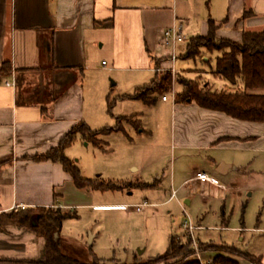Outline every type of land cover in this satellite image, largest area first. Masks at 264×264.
<instances>
[{"label": "crops", "instance_id": "obj_1", "mask_svg": "<svg viewBox=\"0 0 264 264\" xmlns=\"http://www.w3.org/2000/svg\"><path fill=\"white\" fill-rule=\"evenodd\" d=\"M177 1L180 0H0V67L4 63L12 66L11 75L0 79V161H4L0 166V264H40L45 260L46 241L35 221L14 220L15 215L20 217L29 211V215H35L37 210L47 209L75 215L79 210L121 206L98 204L97 192L78 188L62 164L34 158L58 149L77 125L85 124L96 132L108 128L94 124L99 120L107 122L101 118L107 105L101 97L107 93L109 80L114 86L123 87V91H137L142 88L141 75L147 71L155 77L162 70L178 75L176 59L168 52L170 47L175 50L177 44L166 45L164 38L165 31L173 26L182 25L183 31L190 26L187 19H179ZM193 2L186 0L191 7ZM226 5L227 22L218 30L219 38L239 42L244 32L264 30V0H226ZM246 11L251 15L242 19ZM208 23L209 20H203L201 28H195L201 34L198 36L208 33ZM103 51L109 54L110 66L105 61L101 66L94 63ZM95 86L97 95L93 93ZM179 91L175 85L171 107L175 148L209 154L224 144L259 139L257 127H264L263 124L239 121L201 108L196 102L177 103ZM130 96H119L118 103L145 107L142 101L129 99ZM157 103L165 105L169 99L163 101V96L158 97ZM139 114L125 117H134L136 125L129 124L146 133L141 129ZM120 116L112 121L115 119L119 125L125 118ZM154 131L155 127L148 133ZM77 137L64 150L69 159ZM206 161L207 169L214 170L216 176L205 170L196 171L181 183L180 191L172 187L165 200L157 194L159 203L144 202L148 206L142 211L168 204L191 183L196 184L197 191L224 198L233 187L221 180L229 181L226 177L232 171L241 173L244 169L221 157H208ZM198 172L207 174L212 182L197 180ZM180 177V172L172 174V186ZM159 188L150 190L158 192ZM190 194L191 191L188 197ZM197 227L203 231L202 226ZM214 228L226 232L229 223ZM240 230L243 232L244 226ZM55 235L59 241V234ZM96 238L92 236V243ZM203 238L205 242L214 241L207 234ZM195 239L197 242L196 235ZM214 256L204 253L198 259L206 263Z\"/></svg>", "mask_w": 264, "mask_h": 264}, {"label": "rangeland", "instance_id": "obj_2", "mask_svg": "<svg viewBox=\"0 0 264 264\" xmlns=\"http://www.w3.org/2000/svg\"><path fill=\"white\" fill-rule=\"evenodd\" d=\"M177 2L179 19L190 21V26L183 31L186 39L177 43L175 50L172 47L168 50L169 55L176 58L174 62L178 75L198 81L201 85L209 84L213 91L227 90L228 84L213 74L220 52L202 50L199 58L185 59L188 45L193 38L201 35L195 28L203 20L224 24L228 14L226 0H194L192 7L186 4V0ZM106 52L103 51L94 63L101 66L105 61L110 66ZM153 75L150 71L142 74L139 80L141 87L149 85L155 79ZM113 83L108 81L107 93L101 97L102 101L106 99L107 102L101 118L107 122L99 120L94 125L112 129L118 125L112 118L131 116L136 112L140 113L141 129L147 132L136 131L129 124L136 125L134 119H129L121 120L118 125L125 132H103L97 138L77 137L69 157L77 162L81 176L90 180L99 178L106 185L119 187L117 190L96 191L97 203L121 206L107 210H79L64 219L58 233L59 250L80 264L147 263L168 251L172 237L184 238L188 234L183 225L189 218L195 227H203V231H194L197 239L202 241L205 234L210 235L214 240L211 243L225 247L232 245L261 258L264 264V127H257L256 135L260 136L257 141L231 142L209 154L182 152L174 146L175 130L171 124L173 91L165 94L169 99L165 105L155 103L150 107L142 105L138 108L131 105L133 103H118L119 96H132L136 90L123 91V87L114 86ZM176 89H180L179 85H176ZM93 93H98L96 86ZM254 93L264 95V90ZM154 127L155 131L148 133ZM208 157H221L244 169L241 173L232 171L226 177L229 181L221 180L233 187L224 198H214L204 190L197 191L196 184L191 183L168 204H157L143 213L137 212L135 206L144 202L159 203L157 194L161 195V200H165L170 196L172 187L180 191L181 183L196 171L205 170L216 176L214 170L207 169ZM174 172H180L181 177L172 186L171 176ZM155 187H160L158 192L150 190ZM35 215L45 220L50 214L47 209L37 210ZM225 222L229 223L228 231L214 228L221 227ZM242 226L243 232L240 230ZM92 236H97L93 243Z\"/></svg>", "mask_w": 264, "mask_h": 264}, {"label": "trees", "instance_id": "obj_3", "mask_svg": "<svg viewBox=\"0 0 264 264\" xmlns=\"http://www.w3.org/2000/svg\"><path fill=\"white\" fill-rule=\"evenodd\" d=\"M209 0H207L208 2ZM251 13L246 11L242 19L250 17ZM225 20L224 23H226ZM208 33L205 36L193 38L188 45L185 59H196L202 55V50L208 52H220L217 59L216 69L213 74L223 79L229 86L227 90L213 91L209 84L201 85L198 81L187 80L179 75H174L171 70H162L155 79L147 86L138 89L129 99L140 100L147 106L156 103L160 95L171 93L175 85H179L180 91L176 93L177 103L196 102L201 108L224 113L227 116L244 122L259 123L264 125V95L256 94L255 91L264 90V30L261 32H244L241 41H232L219 38L218 30L222 24L209 20ZM12 66L4 63L0 67V79L10 76ZM132 117H125L127 121ZM134 119V117H133ZM139 128V125H138ZM123 131L122 128L108 129L105 131H92L85 124L75 126L62 141L61 146L43 156H37L36 161H53L63 165L69 173L75 185L81 189L94 191L117 190L119 187L113 184H104L99 178L90 180L81 176L79 166L67 158L64 150L71 146L77 136L83 138H97L101 133H112ZM95 143V141H93ZM4 161H0V166ZM32 211L14 216L25 223L34 220L37 229L41 231L46 241L45 260L40 264H80L76 260L64 255L58 248V234L63 220L70 216L59 210L49 209V217L43 220L36 215H29ZM198 249L193 246L192 239L186 235L184 238L172 237L168 251L150 262L141 264H240L237 258L243 259L250 264H263L261 258L251 256L238 248L225 247L197 239ZM213 253L215 256L206 263L198 259V255ZM35 264L34 262H27Z\"/></svg>", "mask_w": 264, "mask_h": 264}, {"label": "built area", "instance_id": "obj_4", "mask_svg": "<svg viewBox=\"0 0 264 264\" xmlns=\"http://www.w3.org/2000/svg\"><path fill=\"white\" fill-rule=\"evenodd\" d=\"M164 38H165L166 45L175 46L177 43L183 42L186 39V36L184 35V32L182 30V25L173 26V27L167 29L165 31V33H164ZM172 59L175 60L176 58L173 56ZM7 85L10 86L9 83H7ZM167 99H168L167 97H163V101H167ZM196 178H197V180H199V181H201L203 183L212 182V180L209 178V176L207 174H205V173H202V172H198L196 174ZM147 206H148V204L144 203V204L135 206V208H136L137 211L140 212ZM23 209H25V208H23ZM183 226L187 230L188 236L192 239L194 248L198 249V245H197V242H196V239H195L194 231L196 229H199V228L195 227L189 218H187L184 221V225Z\"/></svg>", "mask_w": 264, "mask_h": 264}]
</instances>
